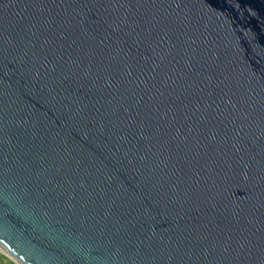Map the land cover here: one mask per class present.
<instances>
[{
    "label": "water",
    "instance_id": "obj_1",
    "mask_svg": "<svg viewBox=\"0 0 264 264\" xmlns=\"http://www.w3.org/2000/svg\"><path fill=\"white\" fill-rule=\"evenodd\" d=\"M0 252L264 264V0H0Z\"/></svg>",
    "mask_w": 264,
    "mask_h": 264
},
{
    "label": "rangeland",
    "instance_id": "obj_2",
    "mask_svg": "<svg viewBox=\"0 0 264 264\" xmlns=\"http://www.w3.org/2000/svg\"><path fill=\"white\" fill-rule=\"evenodd\" d=\"M0 264H15L0 252Z\"/></svg>",
    "mask_w": 264,
    "mask_h": 264
}]
</instances>
